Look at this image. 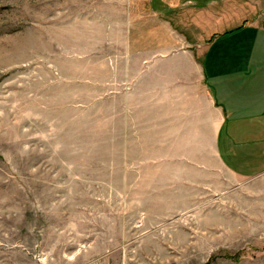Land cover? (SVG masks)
Here are the masks:
<instances>
[{
	"label": "rangeland",
	"instance_id": "374dc122",
	"mask_svg": "<svg viewBox=\"0 0 264 264\" xmlns=\"http://www.w3.org/2000/svg\"><path fill=\"white\" fill-rule=\"evenodd\" d=\"M128 6L0 0V264H264V177L236 184L123 147L108 62L126 58Z\"/></svg>",
	"mask_w": 264,
	"mask_h": 264
},
{
	"label": "crops",
	"instance_id": "0c3cea01",
	"mask_svg": "<svg viewBox=\"0 0 264 264\" xmlns=\"http://www.w3.org/2000/svg\"><path fill=\"white\" fill-rule=\"evenodd\" d=\"M173 1L139 0L137 11L127 0L126 58L108 62L109 92L122 99L129 128L123 147L138 149L133 159H185L193 171L236 184L264 177V0L234 12L227 0ZM152 17L160 27L141 24ZM212 19L223 26L213 36ZM156 32L162 44H142ZM149 148L154 156L145 158Z\"/></svg>",
	"mask_w": 264,
	"mask_h": 264
}]
</instances>
